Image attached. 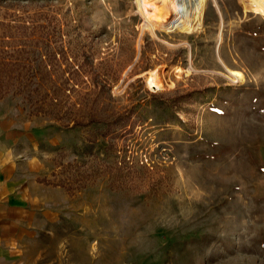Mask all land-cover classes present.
Listing matches in <instances>:
<instances>
[{"label": "rangeland", "instance_id": "374dc122", "mask_svg": "<svg viewBox=\"0 0 264 264\" xmlns=\"http://www.w3.org/2000/svg\"><path fill=\"white\" fill-rule=\"evenodd\" d=\"M0 154L31 264H264V0H0Z\"/></svg>", "mask_w": 264, "mask_h": 264}, {"label": "crops", "instance_id": "0c3cea01", "mask_svg": "<svg viewBox=\"0 0 264 264\" xmlns=\"http://www.w3.org/2000/svg\"><path fill=\"white\" fill-rule=\"evenodd\" d=\"M0 154V264H31L27 253L34 247L45 215L37 210V186L13 191L15 169ZM40 202V201H39ZM50 217V214H46Z\"/></svg>", "mask_w": 264, "mask_h": 264}]
</instances>
